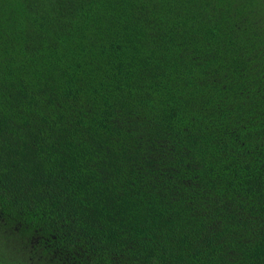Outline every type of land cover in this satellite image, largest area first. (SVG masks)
I'll return each instance as SVG.
<instances>
[{"label":"trees","instance_id":"obj_1","mask_svg":"<svg viewBox=\"0 0 264 264\" xmlns=\"http://www.w3.org/2000/svg\"><path fill=\"white\" fill-rule=\"evenodd\" d=\"M0 264H264V0H0Z\"/></svg>","mask_w":264,"mask_h":264}]
</instances>
